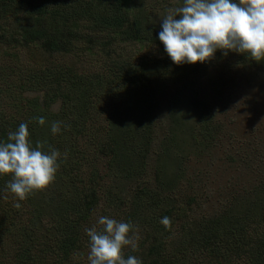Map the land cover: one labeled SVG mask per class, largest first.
I'll use <instances>...</instances> for the list:
<instances>
[{"label": "trees", "instance_id": "trees-1", "mask_svg": "<svg viewBox=\"0 0 264 264\" xmlns=\"http://www.w3.org/2000/svg\"><path fill=\"white\" fill-rule=\"evenodd\" d=\"M150 1L0 0V139L6 140L9 131L25 122L33 144L46 140L45 150L51 147L61 153L55 181L21 201L26 211L25 217L15 222L18 229H5L15 223L13 216L2 219L1 213L0 236L3 233L10 241L2 245L0 264L10 258L11 264H72L69 261L84 247L85 237L89 242L85 227L98 199L96 183L86 190L81 173L84 164L92 165L96 157L80 154L77 145L79 139L87 136L91 140L94 134V153L104 159L110 172L106 175L111 177L104 201L118 213L131 208L122 220L133 223L136 219V230L144 229L145 239L154 240L140 243L135 251L126 246L125 256H137L143 264H186L182 254L168 249L160 220L168 216L173 226L179 217L174 216L176 206L191 207L198 200L193 193L195 184L199 182L200 189L202 181L199 176L186 177V162L191 157L174 154L164 143L158 146L152 165L150 148L156 141L152 109L158 104L157 95L167 89L168 79L181 73L187 79L179 84L188 87L192 84L188 77L202 76L212 63L216 71L211 80L220 77L218 88L214 80L215 94L229 102L225 78L231 70L220 50L205 63L174 64L157 33L160 20L182 0ZM236 55L246 56L245 65L249 56ZM29 59L37 65H25ZM189 91L190 109L200 117L198 126L205 136L212 130L218 105L211 110L191 88ZM176 102L170 104V110L177 119ZM38 116L45 118L44 126L35 120ZM52 121L61 122L57 134L50 131ZM170 141L176 143L173 136ZM210 152L207 154L213 156ZM10 179L11 174L0 176V201L10 192L6 189ZM256 179L249 180L244 195H233L234 204L220 212L217 207L212 214L187 224L177 242L186 244L183 251L206 254V264H264V231H260L264 225V175ZM126 182L136 183L133 193L124 188ZM44 218L50 220L49 225L42 223Z\"/></svg>", "mask_w": 264, "mask_h": 264}, {"label": "rangeland", "instance_id": "rangeland-1", "mask_svg": "<svg viewBox=\"0 0 264 264\" xmlns=\"http://www.w3.org/2000/svg\"><path fill=\"white\" fill-rule=\"evenodd\" d=\"M147 1L148 4L151 2L150 0ZM156 12H159V10ZM0 49H2L1 45ZM230 53L233 56H224L226 63L230 64L228 68L231 70L225 78V89H228L230 93L229 102H226L227 99L221 100L215 94L214 80L217 81L218 88L220 77L218 78V75H216L211 80V77L215 76L216 71V67L212 63L201 72L202 76H189V82H192V84L188 87L186 84H179V82H182L181 79H187L181 73L179 77L168 79L167 89L162 90L163 93L161 91L157 95L158 104L152 109V117L154 118V127L156 129V141L150 148L151 159L153 160L152 165L155 164L157 159L158 146L164 143L171 148L174 154L178 153L179 156H185V158L191 157L186 162L188 163L186 177H195L196 179L199 176L202 181L200 189H198L199 182H197L193 191V193L198 195V200L191 207L188 205H177L174 212V216H179L176 219L177 222L167 229L164 226L161 229L163 232L162 238L167 244L168 249L174 250V254H182L184 263L186 264H206L207 262L206 254L202 255L198 252L183 251L186 244L183 242L177 243L178 239L183 238L184 229L187 224L191 225L201 215L212 214V210H216L217 207L220 212L227 206L229 207V205L234 204L235 197L233 198V195H244L245 192H248L249 180H257L256 178L264 175V161L260 159L264 156V61L257 62L248 57L246 64L243 65L246 56L245 59H242V55L238 56L235 52ZM5 57L3 53L2 59L5 60ZM216 61L217 58L213 60V62ZM27 64L32 66L37 65L32 61L25 63V65ZM221 64L223 65L224 62L222 61ZM222 79L224 80V75ZM228 80H230L232 86L227 84ZM196 82L200 84L199 89ZM234 85H237V88H233ZM190 88L192 89V94L199 100L206 101L205 103L208 104L211 110L214 105H218L215 110L216 117L212 119V123L210 124L212 130L205 134V136L202 133V128L198 126L200 125V121H198L200 117L198 118L190 109ZM222 94H224V91ZM177 99L179 101L176 102ZM218 99L220 101L216 102ZM175 102L177 106L174 113L177 119L174 118L170 110L173 108L170 104ZM170 119L171 121L175 120L172 121V125ZM192 135L196 138L192 139ZM172 136L177 146H175L176 143L174 145L171 143ZM94 138L95 134L91 136V140L87 136H84L78 140L77 145L80 154L85 152L88 158L93 159V157H96V161H93L92 165L84 164V173H81L83 187L86 190L92 189L96 183L95 195L98 199V205L91 220L86 224L85 229L93 226L99 227L96 221L101 215L122 220L123 214L131 211V208L124 211L121 209L118 213L114 206H110L104 201L107 196L105 192L106 196L104 197V189L109 186L111 177L108 176L110 172L105 167L104 159L101 158V155L96 152L94 153L97 150L96 146L92 145ZM205 146H208L209 149L202 150L201 148ZM90 151H92L93 155H91ZM209 152L213 156H209L207 154ZM208 165L211 167H208ZM202 169L205 170L201 172ZM107 172L108 175H106ZM150 176H153L152 172H150ZM125 184L124 188L133 193L136 183L126 182ZM183 184L181 187L184 189L186 181H183ZM152 185L156 187L155 183ZM180 189L182 190V188ZM180 189L179 192H183ZM176 196L178 195L176 194ZM5 198L9 202L12 200V202L8 203L4 201ZM218 201L220 202L218 203ZM17 202L22 205V208L15 207ZM11 208H13V213L10 212ZM25 211L26 208L23 202L19 201L15 194L7 192L2 196L0 201V215L2 213V219L7 218L9 215L13 216V220L11 221L14 223L18 222L25 217ZM42 223L47 226L50 224V220L44 218L42 219ZM36 224L38 225V221H36ZM132 224L136 228V219ZM254 227L258 228L260 226L255 225ZM263 227L264 225L261 226L260 231H264ZM5 229L14 232L18 228L15 223L14 226L13 224L5 226ZM144 234V229H137L138 246L144 241L145 244L154 241L150 238L145 239ZM259 236L262 237L263 235L259 234ZM0 239V253H2L3 243L9 242L10 238L2 233ZM85 240L86 242L81 251L73 253L72 260L74 261H69L72 264H88L89 242L86 237ZM11 262V258L4 260L5 264H11ZM211 264H216V261L214 263L212 261ZM220 264L225 263L221 262ZM236 264H240V261H236Z\"/></svg>", "mask_w": 264, "mask_h": 264}, {"label": "clouds", "instance_id": "clouds-1", "mask_svg": "<svg viewBox=\"0 0 264 264\" xmlns=\"http://www.w3.org/2000/svg\"><path fill=\"white\" fill-rule=\"evenodd\" d=\"M157 36L176 65L205 63L218 50L225 57L236 52L264 61V0H182L160 20ZM35 120L46 124L43 116ZM50 131L59 133L61 122L52 121ZM46 144V140L33 144L25 122L9 131L6 140L0 139V176L11 174L6 189L20 201L55 181L61 153L51 147L45 150ZM96 223L99 227L85 229L88 264H143L141 258L124 254L126 246L138 248L137 230L130 221L101 215ZM160 223L167 229L171 218L164 216Z\"/></svg>", "mask_w": 264, "mask_h": 264}]
</instances>
